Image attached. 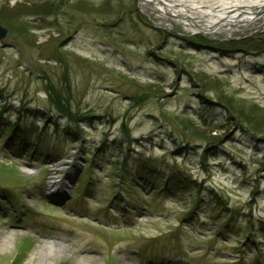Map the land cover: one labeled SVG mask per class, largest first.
Here are the masks:
<instances>
[{
	"label": "rangeland",
	"instance_id": "1",
	"mask_svg": "<svg viewBox=\"0 0 264 264\" xmlns=\"http://www.w3.org/2000/svg\"><path fill=\"white\" fill-rule=\"evenodd\" d=\"M141 4L0 0V264H264V27Z\"/></svg>",
	"mask_w": 264,
	"mask_h": 264
},
{
	"label": "bare ground",
	"instance_id": "2",
	"mask_svg": "<svg viewBox=\"0 0 264 264\" xmlns=\"http://www.w3.org/2000/svg\"><path fill=\"white\" fill-rule=\"evenodd\" d=\"M141 8L153 7L160 13L169 12L180 20L185 19L193 24V28L201 33L211 32L212 34H232L240 28L256 26L264 27V16H255L252 9L262 10L264 14V0H141ZM246 12H239L240 10ZM203 22V23H200ZM226 27L227 29H224ZM58 171V170H55ZM51 188L60 182L59 178L52 179ZM40 254V255H39ZM46 254V262L52 264L55 254L49 247L44 248L37 257ZM39 257V258H40Z\"/></svg>",
	"mask_w": 264,
	"mask_h": 264
},
{
	"label": "trees",
	"instance_id": "3",
	"mask_svg": "<svg viewBox=\"0 0 264 264\" xmlns=\"http://www.w3.org/2000/svg\"><path fill=\"white\" fill-rule=\"evenodd\" d=\"M119 16V13H117L116 11H114L111 7H109L108 9H107V12H106V15H104L105 17H112V16ZM137 16H138V18H140V19H143L142 18V15L141 14H139V12H137ZM110 17V18H111ZM13 34L14 35H16V36H18L19 38H24L23 36H22V30L21 29H15V31H13ZM261 42V41H260ZM264 42V41H263ZM52 87V85H49V91L51 92V94H52V96L55 98V100H56V105H57V107L60 109V111H61V113L62 114H64V116L66 115V116H68L69 117V119H71V120H75V118L72 116V114L71 113H69V104H68V100H65L64 98H61L62 96L60 95V94H58V92L55 90V89H50ZM67 104H68V106H67ZM67 112V113H66ZM70 120V121H71ZM10 130H12V129H10ZM15 131V130H14Z\"/></svg>",
	"mask_w": 264,
	"mask_h": 264
},
{
	"label": "water",
	"instance_id": "4",
	"mask_svg": "<svg viewBox=\"0 0 264 264\" xmlns=\"http://www.w3.org/2000/svg\"><path fill=\"white\" fill-rule=\"evenodd\" d=\"M140 7H141V5H140ZM240 10V9H239ZM253 13H255V16H261L262 14H260L261 12H263L262 10H255V9H252L251 10ZM239 12H242V13H244V12H246V11H244L243 9L242 10H240ZM166 13H168V12H166ZM7 35H8V31L5 29V28H3L2 26H0V40H3V39H5L6 37H7Z\"/></svg>",
	"mask_w": 264,
	"mask_h": 264
}]
</instances>
